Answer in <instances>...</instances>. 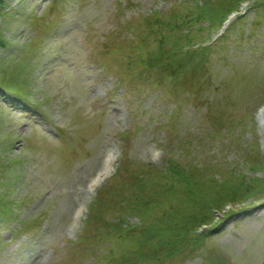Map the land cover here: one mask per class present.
<instances>
[{
	"label": "rangeland",
	"instance_id": "obj_1",
	"mask_svg": "<svg viewBox=\"0 0 264 264\" xmlns=\"http://www.w3.org/2000/svg\"><path fill=\"white\" fill-rule=\"evenodd\" d=\"M197 1L181 3L192 9ZM252 2L240 13L242 21L229 23L225 42L201 69L193 64L179 80L177 72H166L161 85L160 76L150 72L130 85L126 82L135 67L122 49L133 42L139 23L133 21L167 12L173 0H59L52 9L50 0L9 1L13 10L0 20L9 42L0 48V70L22 99L8 104V96L0 97V155L18 164L0 177V193L24 201L16 208L19 219L33 222L17 236L19 223L10 222L9 228L0 223V264H106L108 259L138 264L139 254L110 258L97 248L102 256L96 249L85 256L92 246L80 242L96 196L89 183L109 153L116 164L98 188L123 159L128 173L112 182L128 197L136 191L132 183L142 167L163 168L167 158L181 160L185 143L205 167L264 176L263 168L250 169L251 160L264 161V117L257 113L264 104V9H249ZM215 27L197 34L194 42H210L218 34ZM226 114L231 123L244 118L236 136L210 137L214 128L228 123ZM145 194L154 198L151 190ZM255 205L260 209L248 208L218 224L215 233L208 230L212 234L205 246L172 264H208L212 251L232 264H264V198ZM220 217L216 214L215 221ZM139 222L129 219L131 227Z\"/></svg>",
	"mask_w": 264,
	"mask_h": 264
},
{
	"label": "trees",
	"instance_id": "obj_2",
	"mask_svg": "<svg viewBox=\"0 0 264 264\" xmlns=\"http://www.w3.org/2000/svg\"><path fill=\"white\" fill-rule=\"evenodd\" d=\"M199 1L193 14H181L182 11L177 7L164 15L144 19L148 33L142 46L150 51L148 42L152 41L157 50L145 57L144 65L140 60V72L158 73L161 78L164 77L163 73L177 72L176 78H180L193 64L196 67L199 65L198 68L201 69L208 63L210 53L218 49L226 39L213 47L202 46L183 51L186 45L191 44V23L199 25L200 32H203L204 22L210 27L215 26L230 11L236 10L238 3L243 0ZM5 4L6 0H0V17L4 13ZM4 45L5 40L0 33V46ZM2 85L5 83L0 81V90L3 92L5 88ZM228 124L229 127L232 126L229 121ZM14 165H18L15 160L10 161L0 155V177L2 172ZM126 169L125 163L123 170L121 168L117 174L118 178L128 173ZM140 171L139 175L134 176L132 183L136 191L129 197L118 193L113 182L103 187L98 198L91 204L86 220L96 241L117 236V243L124 238L123 244H127L130 254H139V263L149 260L152 264H159L175 258H180L183 262L192 258L195 251L205 246L209 236L215 233L214 226L209 228L212 233H194L200 225L210 224L213 218L212 209H220L227 203L245 202L257 194L264 195V177H245L227 171L221 180H217L209 175L206 168H198L192 163L186 166L179 164L174 168L170 162L165 171L155 168L148 171L143 167ZM148 176L155 178V182L148 183ZM148 190L153 194L155 192L157 196L160 192L165 197L156 204V199L145 194ZM164 200L171 202V206L165 205V202L162 204ZM22 205V200L17 203L7 194L0 193V223L8 225L16 221L18 213L15 209ZM114 209L117 211L115 214L112 211ZM105 214L110 217L107 218ZM130 217H137L141 221V227L137 230L130 228L127 224ZM31 222L33 221L22 222V228H26ZM125 256L127 255L123 254V259ZM206 259L209 264H232L228 258L216 251L209 252Z\"/></svg>",
	"mask_w": 264,
	"mask_h": 264
}]
</instances>
